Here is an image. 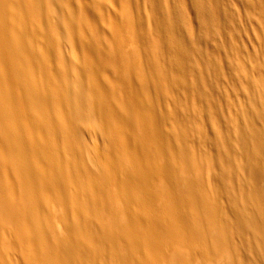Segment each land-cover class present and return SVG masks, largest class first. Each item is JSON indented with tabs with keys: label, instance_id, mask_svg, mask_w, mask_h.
<instances>
[{
	"label": "bare ground",
	"instance_id": "obj_1",
	"mask_svg": "<svg viewBox=\"0 0 264 264\" xmlns=\"http://www.w3.org/2000/svg\"><path fill=\"white\" fill-rule=\"evenodd\" d=\"M0 264H264V0H0Z\"/></svg>",
	"mask_w": 264,
	"mask_h": 264
},
{
	"label": "rangeland",
	"instance_id": "obj_2",
	"mask_svg": "<svg viewBox=\"0 0 264 264\" xmlns=\"http://www.w3.org/2000/svg\"><path fill=\"white\" fill-rule=\"evenodd\" d=\"M133 2L134 3H132V10H133L134 13H136V11H137L136 1H133ZM191 15H193V14L191 13ZM192 17H194V16H192ZM127 48L129 49V48H131V46L128 45Z\"/></svg>",
	"mask_w": 264,
	"mask_h": 264
}]
</instances>
